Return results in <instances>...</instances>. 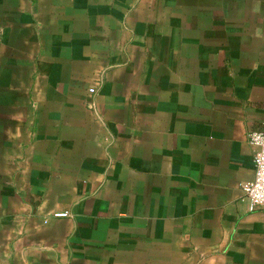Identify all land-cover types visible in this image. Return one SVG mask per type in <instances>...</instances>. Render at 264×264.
Wrapping results in <instances>:
<instances>
[{"label": "crops", "instance_id": "1", "mask_svg": "<svg viewBox=\"0 0 264 264\" xmlns=\"http://www.w3.org/2000/svg\"><path fill=\"white\" fill-rule=\"evenodd\" d=\"M251 131L264 0H0V264H264Z\"/></svg>", "mask_w": 264, "mask_h": 264}, {"label": "built area", "instance_id": "2", "mask_svg": "<svg viewBox=\"0 0 264 264\" xmlns=\"http://www.w3.org/2000/svg\"><path fill=\"white\" fill-rule=\"evenodd\" d=\"M89 91L93 92L94 89L91 88ZM247 140L254 147V179L244 183L242 190L252 206L264 208V132L251 131L247 134ZM53 215L60 217L66 216L67 213H54Z\"/></svg>", "mask_w": 264, "mask_h": 264}]
</instances>
